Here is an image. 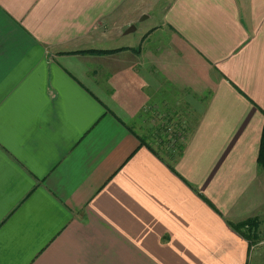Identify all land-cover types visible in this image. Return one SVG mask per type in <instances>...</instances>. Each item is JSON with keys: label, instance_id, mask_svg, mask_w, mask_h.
Wrapping results in <instances>:
<instances>
[{"label": "crops", "instance_id": "crops-1", "mask_svg": "<svg viewBox=\"0 0 264 264\" xmlns=\"http://www.w3.org/2000/svg\"><path fill=\"white\" fill-rule=\"evenodd\" d=\"M160 1L0 0V264H264V0Z\"/></svg>", "mask_w": 264, "mask_h": 264}, {"label": "trees", "instance_id": "trees-1", "mask_svg": "<svg viewBox=\"0 0 264 264\" xmlns=\"http://www.w3.org/2000/svg\"><path fill=\"white\" fill-rule=\"evenodd\" d=\"M105 52H108V51H105ZM162 127H163V125H162ZM180 130L181 129H178V131L171 132V134L168 138L169 139L168 148L169 149L171 148L170 150H168V152H170L169 155L171 157L176 156V154L180 153L183 150L184 142L186 139V131L184 132V131H182V130L180 131ZM178 135L180 137H178ZM171 138H174V140H175V142L173 144H172ZM260 149L261 150H260L259 162L264 164V134H263V140H262V145H261Z\"/></svg>", "mask_w": 264, "mask_h": 264}, {"label": "rangeland", "instance_id": "rangeland-1", "mask_svg": "<svg viewBox=\"0 0 264 264\" xmlns=\"http://www.w3.org/2000/svg\"><path fill=\"white\" fill-rule=\"evenodd\" d=\"M162 3H164V0H162V1H160V3L158 4L159 5V8L157 9V10H160V7L162 6ZM156 22H157V19L155 18V19H153L150 23L151 24H156ZM194 116V115H193ZM192 116V117H193ZM165 118V116H162L161 115V121H162V119H164ZM155 127H157L158 125H154ZM183 126H186V127H188V129H189V127H190V125H183ZM170 130H171V132H174V131H178V128L176 127V125L174 124V123H172V122H170V124H165V125H163V127H162V135H161V139H160V142H161V144L163 143H165V145H166V151H168V150H170L169 148H168V146H169V136H170V134H171V132H170ZM182 131H186L185 129H183V127H182V129H181ZM180 130V131H181ZM163 137V138H162ZM157 142V141H156ZM160 150V152H161V154H163V156H165L166 158H169V156H168V154L167 153H170V152H167V153H165V151H162V149H159ZM264 239V236H263V238H261V240H259L258 242H256L255 243V248H257L258 246H256V244L258 243V244H260L262 247H264L263 245H264V241H262ZM262 241V242H261ZM261 242V243H260ZM254 248V249H255Z\"/></svg>", "mask_w": 264, "mask_h": 264}, {"label": "water", "instance_id": "water-1", "mask_svg": "<svg viewBox=\"0 0 264 264\" xmlns=\"http://www.w3.org/2000/svg\"><path fill=\"white\" fill-rule=\"evenodd\" d=\"M135 30H136V26L132 25L131 27H129V29L125 33L129 34V33L133 32Z\"/></svg>", "mask_w": 264, "mask_h": 264}, {"label": "built area", "instance_id": "built-area-1", "mask_svg": "<svg viewBox=\"0 0 264 264\" xmlns=\"http://www.w3.org/2000/svg\"><path fill=\"white\" fill-rule=\"evenodd\" d=\"M170 132H171V130H170ZM178 137H180V136L178 135ZM171 141H172V144H173L175 142L174 138H171Z\"/></svg>", "mask_w": 264, "mask_h": 264}]
</instances>
